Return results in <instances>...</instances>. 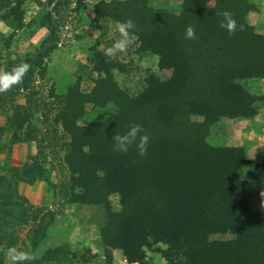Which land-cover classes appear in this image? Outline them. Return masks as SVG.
I'll return each mask as SVG.
<instances>
[{
	"label": "trees",
	"instance_id": "16d2710c",
	"mask_svg": "<svg viewBox=\"0 0 264 264\" xmlns=\"http://www.w3.org/2000/svg\"><path fill=\"white\" fill-rule=\"evenodd\" d=\"M26 1L0 0V21L13 28L9 43L26 25H36L34 32L52 27L42 19L25 24ZM256 10L253 0H182L179 11L154 7L148 0L98 1L92 24L102 35L106 21L131 20L129 33L140 49L157 54L159 67L171 69V76L151 73L143 91L132 97L115 80V63L107 62L90 91L82 90L78 77L66 93L51 88L50 102L34 83L38 76L46 78L47 58L57 48L52 31L34 51L5 62L8 72L22 62L30 68L18 84L0 92V107L7 113L0 141L6 135L12 144L40 140L43 132L35 120L40 113L42 121L57 124L64 133L70 172L62 184L63 197L68 203L98 204L119 195L120 207L111 211L112 225L103 243L106 250L121 249L130 263L144 262L145 248L162 243L166 247L159 251L167 264H264V216L244 192V187L256 185L243 174L247 150L208 141L219 119L235 112L244 118L258 113L260 97L243 84L264 79V34L248 20ZM224 12L236 23L232 32L220 26ZM188 27L194 30L192 39L185 38ZM88 104L115 108L103 119L80 124ZM197 114L204 119L194 120ZM135 125L148 137L145 154L135 144L127 154L115 152L114 135ZM257 161L264 168V150ZM6 171L0 175V243L7 238L12 246L17 243L16 224L38 220V214L25 208L28 201L18 185L48 178L45 162L38 158L7 163ZM215 230L235 237L211 240ZM35 233L30 242L37 247L46 227ZM58 253L65 254L61 247L49 248L34 262L62 264L78 257L66 252L69 259H60Z\"/></svg>",
	"mask_w": 264,
	"mask_h": 264
},
{
	"label": "rangeland",
	"instance_id": "374dc122",
	"mask_svg": "<svg viewBox=\"0 0 264 264\" xmlns=\"http://www.w3.org/2000/svg\"><path fill=\"white\" fill-rule=\"evenodd\" d=\"M100 0H29L23 5L25 24L33 19L45 21L46 25L27 27L15 32L12 39L7 38L13 28L0 21V73L5 72V62L9 59L23 57L34 51L40 43L53 31L52 42L56 39L57 48L47 58L46 78L36 77L35 87L48 99L51 88L57 93H66L69 85L81 77V88L90 91L93 80L103 73L107 62L115 63L111 69L119 86L130 96L140 94L147 85V78L155 73L162 79L171 76V69L159 67V56L149 50H141L136 36L130 34L133 43L124 53L117 52L114 56L105 55V51L113 42L120 39L116 23L106 21L105 32L92 24L97 2ZM157 8H168L179 11L182 0H148ZM256 11L248 15V20L258 32L264 34L263 2L253 0ZM39 24V23H38ZM32 25V23H31ZM33 31V32H32ZM97 40L100 44L95 45ZM243 84L260 99L257 102L258 113L251 118H244L235 112L230 117L219 119L211 127L208 141L213 145L244 146L247 150L246 167L243 174L256 183L244 187V192L256 210L264 216V168L260 167L257 157L264 150V79H247ZM19 101L24 102L22 96ZM114 105L96 107L88 104L86 113L79 119L80 124H90L103 119L114 111ZM7 113L0 107V127L4 124ZM41 113L36 115V122L43 133L40 140L12 144L8 136L0 141V175L6 174V164L21 165L25 161L38 158L45 162L48 180L35 183L22 182L18 191L28 201L25 203L30 214H38V220L27 224H16L14 234L17 243L8 246V239L0 243V264H12L7 256L10 248L27 252L34 259L27 264H36L34 260L42 257L49 248L61 247L65 254L58 253L60 259H69L66 252L76 253L77 258L65 260L62 264H167V260L159 251L166 246L159 243L146 249V258L142 263H130L121 249L106 250L103 237L112 225L111 211L120 207L119 195H111L98 204L68 203L62 195V184L70 177L68 166L64 161V133L52 121L41 120ZM194 120L201 121L204 116L197 114ZM57 127L58 130H54ZM52 130L48 134L47 130ZM56 132V133H55ZM42 139V140H41ZM44 140V141H43ZM53 219L50 220V217ZM46 227V236L39 246L31 245L30 237L35 230ZM12 231V229H10ZM235 237L234 233L215 230L210 233L211 240H228ZM23 264V262H22ZM42 264H56L55 261L44 260Z\"/></svg>",
	"mask_w": 264,
	"mask_h": 264
},
{
	"label": "clouds",
	"instance_id": "9594fccd",
	"mask_svg": "<svg viewBox=\"0 0 264 264\" xmlns=\"http://www.w3.org/2000/svg\"><path fill=\"white\" fill-rule=\"evenodd\" d=\"M225 22L221 23L222 28H226L229 32H232L236 28V23L231 19V13L224 12ZM116 30L120 33V39H117L113 44L105 51V55L112 57L117 52L124 53L128 47L133 43L130 37L129 30L133 29L134 24L131 20L125 22H116ZM195 33L191 27H188L185 32V38H194ZM30 65L28 63H21L16 66L11 72L5 71L0 73V92L8 90L11 86L18 84L23 75L29 70ZM142 128L140 125H135L129 129L126 134L114 135L115 144L113 150L118 153L127 154L130 146L134 145L138 149V152L143 156L146 152V145L148 137L146 135L141 136ZM139 137V140L137 139ZM7 256L12 261V264H27L34 259L32 255L27 252L18 251L15 248H10L7 252Z\"/></svg>",
	"mask_w": 264,
	"mask_h": 264
},
{
	"label": "crops",
	"instance_id": "0c3cea01",
	"mask_svg": "<svg viewBox=\"0 0 264 264\" xmlns=\"http://www.w3.org/2000/svg\"><path fill=\"white\" fill-rule=\"evenodd\" d=\"M262 15H263V18H264V2H263V11H262Z\"/></svg>",
	"mask_w": 264,
	"mask_h": 264
}]
</instances>
